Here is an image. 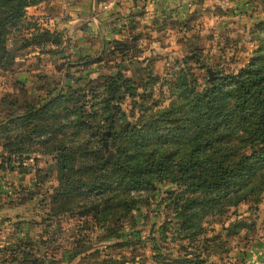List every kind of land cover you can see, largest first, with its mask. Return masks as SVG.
<instances>
[{
    "label": "rangeland",
    "instance_id": "374dc122",
    "mask_svg": "<svg viewBox=\"0 0 264 264\" xmlns=\"http://www.w3.org/2000/svg\"><path fill=\"white\" fill-rule=\"evenodd\" d=\"M34 11L27 8L33 27L9 38L10 55L0 68V120L23 111L27 97L35 96L36 106L47 100L48 88L36 87L40 83L49 86L47 77L64 91L69 87L84 90L92 100L93 91L98 99L101 84L118 70L137 93L152 92L150 110L168 111L175 97L171 99L166 82L178 71L190 73L191 82L202 90L210 86L207 68L214 76L237 71L264 46V34L256 30L264 23V0H47L37 8V15ZM43 29L52 32L47 41L25 44L23 37L31 38ZM195 46H203L202 51H195ZM16 80L25 84L23 92ZM138 100L125 94L121 108L127 114L135 108L136 114L146 117L150 110L139 111ZM47 122H54L53 117ZM169 125L167 121L164 126ZM11 129L8 135L13 144L4 143L9 144L5 147L3 142L10 140L0 134V264L23 256L21 251L33 252L41 264H181L191 249L175 230V198L170 195L180 190L177 186L157 183L148 205L89 232L66 215L60 219L52 215L50 196L59 184L55 143L43 144L49 136L37 135L33 127L13 125ZM25 131L28 134L22 141ZM71 134L68 129L60 139L65 147L76 138ZM108 147L107 141L101 144L105 153ZM263 199L264 193L257 210L246 215L252 226L235 236L223 235L228 253L237 252L256 233ZM165 220L170 224H162ZM203 226L220 231L206 220Z\"/></svg>",
    "mask_w": 264,
    "mask_h": 264
},
{
    "label": "trees",
    "instance_id": "16d2710c",
    "mask_svg": "<svg viewBox=\"0 0 264 264\" xmlns=\"http://www.w3.org/2000/svg\"><path fill=\"white\" fill-rule=\"evenodd\" d=\"M45 1L0 0V68L10 55L8 44L13 33L33 27L27 8ZM256 30L264 34V23L258 24ZM51 34L46 29L36 30L23 41L41 43ZM197 43L202 44L200 40ZM202 49L195 46L197 52ZM51 78L46 79H50L52 87L41 83L36 86L48 88L47 100L36 106L35 96L27 97L23 111L0 120V134L10 140L13 125L33 127L37 135L49 136L43 144L55 143L59 184L50 196L53 217L66 215L93 232L110 220L131 215L140 205H148L155 185L169 182L180 189L170 195L175 198V230L191 249L181 264H203L212 255L226 253L223 235L235 236L244 227L252 226L245 220L246 215L257 210L264 193L263 45L242 68L208 79L210 86L202 90L191 82L194 77L190 73L178 71L166 82L171 99L175 97L168 111L150 110L152 92L137 93L119 70L101 84L98 99L92 90V100L82 89L69 87L64 91ZM15 85L25 90L21 81L16 80ZM125 94L133 100L138 97L139 111L150 113L145 117L132 108L127 114L121 108ZM158 100H152L151 106ZM50 117L54 122H47ZM33 121L37 123L31 124ZM167 121L170 125L164 126ZM68 129L76 138L70 147H65L60 139L65 138ZM27 134L25 131L23 140H19L25 141ZM105 141L109 143L108 153L101 148ZM8 142L12 143L10 140L3 144ZM141 192L148 195L142 197ZM78 197L82 198L80 202ZM241 205H245L242 210ZM204 220L207 225H218L220 231L205 228ZM162 224L169 225L170 221ZM21 254L10 264L42 263L33 252Z\"/></svg>",
    "mask_w": 264,
    "mask_h": 264
},
{
    "label": "crops",
    "instance_id": "0c3cea01",
    "mask_svg": "<svg viewBox=\"0 0 264 264\" xmlns=\"http://www.w3.org/2000/svg\"><path fill=\"white\" fill-rule=\"evenodd\" d=\"M39 6L40 5L31 6L28 7V9L33 8L35 10L32 12L33 15H37V8ZM28 13L30 15L31 12ZM257 221H259V224L257 225L256 233L245 241V245L241 247V249L239 248L237 252L232 251L229 253H221L220 256L212 255V257L203 264H247L250 254L253 253L258 255L257 259L262 261L261 263L264 264V199L259 204V217ZM260 252L262 254H259Z\"/></svg>",
    "mask_w": 264,
    "mask_h": 264
},
{
    "label": "built area",
    "instance_id": "2783aa9c",
    "mask_svg": "<svg viewBox=\"0 0 264 264\" xmlns=\"http://www.w3.org/2000/svg\"><path fill=\"white\" fill-rule=\"evenodd\" d=\"M261 252H263V251H261ZM261 252L259 254H262ZM257 258H258V255H255L254 253L250 254V257H249V259L247 261V264H262L261 263L262 261H260Z\"/></svg>",
    "mask_w": 264,
    "mask_h": 264
},
{
    "label": "water",
    "instance_id": "95a60500",
    "mask_svg": "<svg viewBox=\"0 0 264 264\" xmlns=\"http://www.w3.org/2000/svg\"><path fill=\"white\" fill-rule=\"evenodd\" d=\"M207 72H208V75H209V80H212L215 76L213 75V71L211 68H207Z\"/></svg>",
    "mask_w": 264,
    "mask_h": 264
}]
</instances>
